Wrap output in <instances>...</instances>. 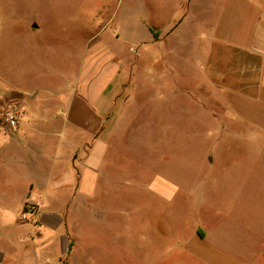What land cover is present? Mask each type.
Wrapping results in <instances>:
<instances>
[{
  "label": "rangeland",
  "instance_id": "374dc122",
  "mask_svg": "<svg viewBox=\"0 0 264 264\" xmlns=\"http://www.w3.org/2000/svg\"><path fill=\"white\" fill-rule=\"evenodd\" d=\"M232 1L0 0L3 59L27 86L29 67L68 71L92 34L120 36L122 87L115 80L101 128L113 144L107 210L124 215L130 245L114 264H179L185 247L193 264H264L263 119L250 121V104L219 95L202 72L204 25L223 14L231 22L218 5ZM30 20L40 27L29 33Z\"/></svg>",
  "mask_w": 264,
  "mask_h": 264
},
{
  "label": "crops",
  "instance_id": "0c3cea01",
  "mask_svg": "<svg viewBox=\"0 0 264 264\" xmlns=\"http://www.w3.org/2000/svg\"><path fill=\"white\" fill-rule=\"evenodd\" d=\"M232 2L218 5L233 12L231 22L223 14L204 25L212 31L202 37V72L219 95L232 94L239 108L248 102L250 121L258 116L264 124V4ZM39 27L30 20L25 29ZM119 37L92 34L68 71L29 67V86L28 74L3 59L0 43V264H114L129 257L124 215L107 210L112 183L105 160L113 144L101 131L122 87ZM10 106L20 111L14 126L3 118ZM24 207L31 213L21 220ZM192 249H182L188 260L179 264L194 263Z\"/></svg>",
  "mask_w": 264,
  "mask_h": 264
},
{
  "label": "built area",
  "instance_id": "2783aa9c",
  "mask_svg": "<svg viewBox=\"0 0 264 264\" xmlns=\"http://www.w3.org/2000/svg\"><path fill=\"white\" fill-rule=\"evenodd\" d=\"M20 115V111L16 106H10L3 112V118L6 122L12 124L13 126L16 125L18 122V117ZM30 210L26 209L25 207L19 214V218L21 220L27 219V216L30 214Z\"/></svg>",
  "mask_w": 264,
  "mask_h": 264
}]
</instances>
